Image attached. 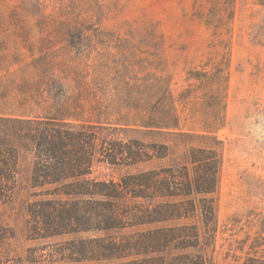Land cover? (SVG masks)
<instances>
[{
    "label": "trees",
    "instance_id": "obj_1",
    "mask_svg": "<svg viewBox=\"0 0 264 264\" xmlns=\"http://www.w3.org/2000/svg\"><path fill=\"white\" fill-rule=\"evenodd\" d=\"M47 1L16 0L10 14L0 11V202L13 197L24 177L31 189L46 188L53 200L44 206L68 215L69 235L97 234L69 242L75 262L218 264V133L227 124L229 54L190 70L192 83L178 97L169 78L137 74L104 105L107 85L69 72V39L62 53L53 51L27 25L49 17ZM60 1L80 6L93 19L104 0ZM73 33L84 32L71 29L70 47L78 49L80 38ZM69 77L79 83L75 97L69 96ZM123 107L131 116L112 120L111 110ZM112 125H125L133 137L114 140L106 132ZM98 163L136 172L102 181L93 177ZM65 233L55 224L32 240ZM261 233L235 264H264ZM249 240L238 241L241 253Z\"/></svg>",
    "mask_w": 264,
    "mask_h": 264
},
{
    "label": "rangeland",
    "instance_id": "obj_2",
    "mask_svg": "<svg viewBox=\"0 0 264 264\" xmlns=\"http://www.w3.org/2000/svg\"><path fill=\"white\" fill-rule=\"evenodd\" d=\"M47 2L49 17L27 25L36 27L37 37L47 38L44 46L53 51L62 53L64 39H69V72L76 70L88 75V81L97 78L107 85L104 105L116 97V87L131 86L137 74L149 75L151 80L169 78L178 97L192 83L190 70L202 69L210 58L218 61L229 54L227 124L218 133L223 163L215 256L218 264H235L236 257H244L254 238L264 231V0H104L101 13L93 19L70 2ZM15 6L16 0H7L0 11L10 14ZM74 27L84 32L82 36L73 33L79 36L76 40L80 38L78 49L70 47ZM77 84L69 77V96L77 95ZM83 103L88 109L92 106ZM111 114L114 121L131 116L126 107L111 110ZM110 127L106 132H112L116 141L133 137L128 129L123 131L125 125ZM93 171L94 178L118 182L136 169L98 163ZM46 193V188L31 189L24 177L13 197L0 202V264H84L74 261L77 257L69 242L97 234L69 235L68 215L63 218L61 210H48L44 205L53 197ZM79 222L83 226V220ZM55 224L68 233L32 240L37 234L45 236V230ZM247 238L241 253L238 241ZM262 248L257 255H263Z\"/></svg>",
    "mask_w": 264,
    "mask_h": 264
}]
</instances>
